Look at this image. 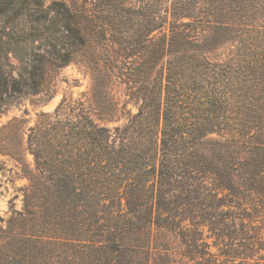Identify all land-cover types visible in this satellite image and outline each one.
Segmentation results:
<instances>
[{
  "label": "trees",
  "instance_id": "16d2710c",
  "mask_svg": "<svg viewBox=\"0 0 264 264\" xmlns=\"http://www.w3.org/2000/svg\"><path fill=\"white\" fill-rule=\"evenodd\" d=\"M165 2L149 33L170 19L169 33L127 54L139 60L118 76L139 106L115 136L88 110L68 112L67 98L30 128L39 200L73 223L69 264H160L171 253L161 241L186 220L220 237L216 217H239L229 201L264 211V0ZM82 6L0 0V113L39 93L49 64L90 47L99 17ZM223 45L228 54L211 57ZM91 69L95 90L102 69Z\"/></svg>",
  "mask_w": 264,
  "mask_h": 264
},
{
  "label": "rangeland",
  "instance_id": "374dc122",
  "mask_svg": "<svg viewBox=\"0 0 264 264\" xmlns=\"http://www.w3.org/2000/svg\"><path fill=\"white\" fill-rule=\"evenodd\" d=\"M60 1L79 9L86 6L91 14L99 17L97 28L90 47L75 53L70 63L62 67L48 65L39 93L21 95L0 113V264H69L75 249L71 239L73 223L57 217L55 206L39 200L44 194L41 184L44 177L28 149L30 128L42 112L54 111L62 99L67 98L68 112L88 110L98 124L109 128L115 136L116 128L124 126L139 106L126 95L127 86L118 77L127 61L129 64L139 60L126 55L139 50L141 45L148 46L150 36L169 33L170 29L168 19L164 29L149 33L153 10H159L165 19V0ZM107 14H111V23L105 20ZM262 20L264 22V15ZM99 25L105 30L104 34ZM227 48V45L219 47L211 57L225 56L229 52ZM12 62L15 63V59L12 58ZM96 63L102 70L93 90L91 68ZM208 137L220 136L211 133ZM32 181H37L34 187ZM54 193L49 190V194ZM235 200L239 203H229L234 204L230 207L238 218L216 217V224L228 232V236L219 237L208 225L186 220L181 236L170 234L161 241L169 246L171 253L159 263L264 264V211L249 210L248 199ZM250 224H254L258 235L250 233ZM242 227L247 231L241 230Z\"/></svg>",
  "mask_w": 264,
  "mask_h": 264
}]
</instances>
